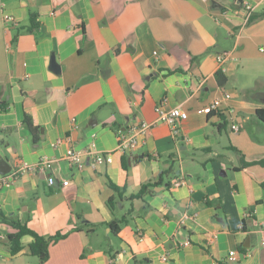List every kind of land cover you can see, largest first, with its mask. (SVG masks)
<instances>
[{"label":"crops","instance_id":"obj_1","mask_svg":"<svg viewBox=\"0 0 264 264\" xmlns=\"http://www.w3.org/2000/svg\"><path fill=\"white\" fill-rule=\"evenodd\" d=\"M246 3L250 14L264 11V0H0V155L11 168L55 159L0 185V212L44 236L67 232L42 264H264V165L240 164L264 158V16L247 22ZM31 11L39 28L18 30ZM222 91L239 132L229 129L230 110L198 112ZM163 98L187 118L158 120ZM141 120L153 126L117 151L118 132ZM92 144L112 161L92 167ZM68 147L82 152L81 169L65 159ZM167 169L153 193L125 198ZM110 182L124 188L113 213ZM122 214L128 221L113 233L108 223ZM13 231L0 216V264H40L28 235L9 252Z\"/></svg>","mask_w":264,"mask_h":264},{"label":"built area","instance_id":"obj_2","mask_svg":"<svg viewBox=\"0 0 264 264\" xmlns=\"http://www.w3.org/2000/svg\"><path fill=\"white\" fill-rule=\"evenodd\" d=\"M247 4V3H246ZM246 7L247 9V18L250 16V8L249 4ZM12 16L6 15L5 20H13ZM261 51H264L261 49ZM156 54V52H154ZM229 58V54L226 52L219 53L216 55V62L218 65H222ZM231 95L227 91H222L221 94L215 98H213L208 104L201 107L198 112L205 114H222L224 111L230 110V115L228 117L229 120V129L232 132L240 131V124L235 119V109L228 108V106H224V104L229 101ZM166 98H163L161 102H159L155 106V112L157 114V119L169 124L170 126H175L179 121H183L187 118L188 113L181 106L174 107H166L165 105ZM74 121V118H72ZM153 126V123L141 120L136 122L129 127H127L124 131L118 132L117 137V146L116 150L119 152H125L135 146L140 142L139 137L144 136L148 130ZM62 142L61 139H57L55 145L57 146ZM90 150L87 152L91 154L92 160H90V165L96 166L98 163H109L112 161V152H97L94 150V144H92ZM82 152L80 150H76L73 147H68L65 152V159L67 160L69 165H75L78 169L83 167V163L81 161ZM55 159H52L48 156H41L36 163H29L24 160H20L15 166H13L8 172L0 173V185L2 186H10L17 179L22 177L25 174L32 173L35 171L44 172L45 170H50L52 168V163ZM53 178H48V184H53ZM184 183V180L179 178L174 181V186L178 187ZM63 185L68 184V180L65 179L62 183ZM187 215L185 214V217ZM189 240H184L182 242L183 246L189 245ZM236 251L232 250L229 252V259L233 260L236 258ZM165 259V258H163Z\"/></svg>","mask_w":264,"mask_h":264},{"label":"trees","instance_id":"obj_3","mask_svg":"<svg viewBox=\"0 0 264 264\" xmlns=\"http://www.w3.org/2000/svg\"><path fill=\"white\" fill-rule=\"evenodd\" d=\"M261 16H264V11L260 13H251L247 19V22H251L253 20L259 19ZM40 24L41 21L39 20L37 12L31 11L29 12L28 15V24L20 27L18 30L33 32L39 28ZM17 33L13 37V41H15L17 37ZM214 76L217 84L220 86H224L228 80L227 76L221 70L216 71ZM257 115L261 120L264 121V110H257ZM220 118L222 119V122L220 123L219 127L225 125V120L223 116H220ZM23 121L27 129L29 130L33 141L37 142L39 140L40 127L34 124L32 120V116L28 112L25 113ZM240 164L241 166H247L252 164L264 165V158L254 161H246L243 158V156H241ZM123 166L126 167L124 162H123ZM169 171L171 170L167 169L163 171V173H160L158 179L156 180L152 179L143 182L136 193L129 194L128 196H125V198L128 200L138 199V198H143L147 194L153 193L154 189L162 184V176H165ZM110 186L115 191V194L107 199L106 204L110 209V211L113 213V211L117 209V205H116L117 201L123 198L124 188H119L111 182H110ZM167 186L170 187L171 182L168 181ZM126 215L127 214H122L120 217L114 215L113 219L108 223V226L110 227L113 233H118L122 224L128 221ZM0 216L3 222L8 223L14 229V231L8 235V239L6 243L9 252L11 254L18 253L22 249V243H21L22 237L28 235L31 237V241L29 243L30 253L39 258L40 264H42L44 261L48 259L50 244L58 241L61 238H64L67 235V232L58 231L53 235L44 236L32 230L26 223L22 224L18 220L11 219L8 216L4 215L2 212H0ZM85 226H88L87 222L83 224V227ZM77 229H81V226H77Z\"/></svg>","mask_w":264,"mask_h":264},{"label":"water","instance_id":"obj_4","mask_svg":"<svg viewBox=\"0 0 264 264\" xmlns=\"http://www.w3.org/2000/svg\"><path fill=\"white\" fill-rule=\"evenodd\" d=\"M51 67L55 70L58 69L54 56L51 57ZM11 169L10 163L7 161L6 157L0 155V173H6Z\"/></svg>","mask_w":264,"mask_h":264}]
</instances>
